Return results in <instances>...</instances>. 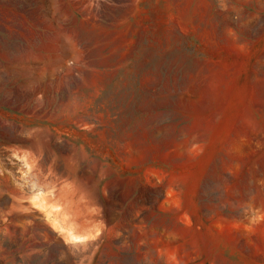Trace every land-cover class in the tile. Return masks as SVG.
I'll return each mask as SVG.
<instances>
[{"label": "rangeland", "instance_id": "rangeland-1", "mask_svg": "<svg viewBox=\"0 0 264 264\" xmlns=\"http://www.w3.org/2000/svg\"><path fill=\"white\" fill-rule=\"evenodd\" d=\"M264 0H0V264H264Z\"/></svg>", "mask_w": 264, "mask_h": 264}, {"label": "crops", "instance_id": "crops-1", "mask_svg": "<svg viewBox=\"0 0 264 264\" xmlns=\"http://www.w3.org/2000/svg\"><path fill=\"white\" fill-rule=\"evenodd\" d=\"M262 96H264V70L262 71Z\"/></svg>", "mask_w": 264, "mask_h": 264}]
</instances>
